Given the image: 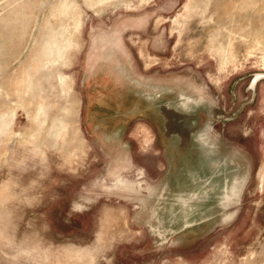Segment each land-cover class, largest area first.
Listing matches in <instances>:
<instances>
[{
    "label": "rangeland",
    "instance_id": "rangeland-1",
    "mask_svg": "<svg viewBox=\"0 0 264 264\" xmlns=\"http://www.w3.org/2000/svg\"><path fill=\"white\" fill-rule=\"evenodd\" d=\"M90 93L159 99L204 148L164 165L139 120L134 165L85 149ZM178 187L197 224L168 220ZM0 264H264V0H0Z\"/></svg>",
    "mask_w": 264,
    "mask_h": 264
},
{
    "label": "crops",
    "instance_id": "crops-1",
    "mask_svg": "<svg viewBox=\"0 0 264 264\" xmlns=\"http://www.w3.org/2000/svg\"><path fill=\"white\" fill-rule=\"evenodd\" d=\"M122 75H123V77L125 76V79H127V80L131 78V77H129V78L126 77V76H130V75H127V74H122ZM132 78H131V80H133ZM126 86L131 87L132 84L126 83ZM140 89L143 90V88H140ZM95 94H96V92H95ZM92 95L93 94H91L90 97L88 95V99H87V102L89 101L87 103V105H88L87 106V108H88L87 112L91 114L88 118V121L90 120L89 122H92V121L96 120V118H97V120L100 119L103 122V124L101 123V125H98V128H96V129H98V130L100 129L101 130L100 132H102L101 135L103 136V134H104L106 136L103 137L102 142L99 141V137L95 136V135H91L90 137H85L84 138L85 149H87L89 147L87 142H88V140H90L94 144L95 149L98 150L100 154L106 155L108 157L112 156L113 159H117V160L122 161V162L126 161V163H129L130 166L134 165V162H136V161L133 158V153H131L133 146H132L131 142H128L126 140V135H127L128 131H130L132 128L131 124L134 121H139V120L145 121L151 125L152 130L155 134V148L160 151V154L159 153L158 154L160 155V161L163 162L164 165L167 164L169 167H173V163L177 164V165H179L181 163L184 164L183 163L184 160L186 161L187 158H191V155L193 154L194 148H198V149H202V150L204 148V146H202V144H200V142L197 141V137L194 135L192 136L193 139L192 140L190 139V143H189L188 147H186V148L184 147L185 140L187 139L186 138L187 135H185L184 133L181 132V130H180L181 128H180L179 124H177V123L173 124L172 123L174 120L173 119L174 116L169 115L171 113H169L167 115L164 114V110L161 107L162 105L160 106V103L162 101L159 99L153 100L151 102H145L141 97L139 98L136 96H133V97L131 96L129 99H131L132 104H129L128 102H125L124 99H122L123 104L115 105L114 109H111V108L106 109L103 106L96 104V103H98L96 101V99H93V101H94L93 102L91 100ZM95 96L96 95H94V98H95ZM83 104H85V97L82 100V105ZM97 105L101 106V108H99ZM106 119H107L108 123L106 122ZM147 128L148 127H146V126L144 127L145 135L147 134V130H148ZM106 131H108V132H106ZM131 134H133V133H131ZM138 143H139L141 148L142 147L145 148L149 144L146 136L144 137V139L141 137L139 139ZM107 145L112 146V153L107 152V148H105ZM139 145L137 144V146H139ZM200 145L202 148H200ZM205 153H206V155L208 154V152H206V151H205ZM205 157L208 160V162L211 161L210 156H205ZM222 159H225V160H224V162H222L219 165H220V167H226V170H227L228 169L227 167H230V165L228 163L229 160H228V158H222ZM213 163H214V161H213ZM212 166H214V164H212ZM181 170H183V169H181ZM226 170H225L224 174L222 173L221 179L219 178V180H216V182L214 181L216 183L214 185H216L217 188L216 189L212 188V190L218 191L217 194H221L223 192L226 194H229V192H230V187H228L229 183L230 182L235 183L234 178L237 180L236 177H234L231 180V178L229 177L230 175H226V173H228ZM178 174H181V173H178ZM166 178H167V176H166ZM217 181H219V182H217ZM223 187L225 188V190H223ZM169 190H172V192H173V193H171L172 195H170V197H169L170 200L168 202L169 203L168 205L170 207H171V204L173 202L174 196H176L179 193H182L183 196L186 195V193H184L185 190L181 189L180 187H178L177 189L173 188V189H169ZM195 190L189 189V191L190 192L192 191L193 193L198 192L199 194L204 193L205 195L207 193V192L203 191V189L200 187V185ZM163 191H165L164 188H163ZM232 194H234V193H232ZM174 204L172 206V209L174 210V213H175L176 212L175 209L179 208V204L176 202H174ZM195 212L196 211L189 212L188 214H185L184 216H177V214H175L176 216H174L171 214V216L168 217V220H172L170 222L171 224H175V223L181 224L182 227H184L185 225L190 226L191 224L198 223V220L195 217L196 216ZM173 216H174V218H173Z\"/></svg>",
    "mask_w": 264,
    "mask_h": 264
},
{
    "label": "bare ground",
    "instance_id": "bare-ground-1",
    "mask_svg": "<svg viewBox=\"0 0 264 264\" xmlns=\"http://www.w3.org/2000/svg\"><path fill=\"white\" fill-rule=\"evenodd\" d=\"M160 18V17H159ZM117 53V52H116ZM99 54V53H98ZM110 58L109 59H112L111 61H113V59L114 58H112L111 56H109ZM103 62V61H102ZM115 62H117L116 63V65H114V67H116V68H118V70L120 69V66H119V62L117 61V60H115ZM124 64V63H123ZM87 69V68H86ZM112 69V68H111ZM100 72V71H99ZM102 72V71H101ZM109 72V71H108ZM94 73V72H93ZM105 73V72H104ZM109 75V74H108ZM98 76V75H97ZM111 77V76H110ZM125 77V76H124ZM132 78V77H131ZM257 78L258 77H256V79L253 81V83H255L256 82V80H257ZM133 79V78H132ZM89 80V79H88ZM110 80V79H109ZM134 80V79H133ZM92 81H93V79H92ZM128 81V80H127ZM132 81V80H131ZM123 82V81H122ZM124 82H126V80L124 81ZM134 82V81H133ZM86 83V82H85ZM119 83V82H118ZM117 83V84H118ZM121 83V82H120ZM130 83V82H129ZM128 83V84H129ZM93 84V83H92ZM122 84V83H121ZM132 84V83H131ZM124 85V84H123ZM129 86V85H128ZM88 89V88H87ZM86 90V89H85ZM181 90V89H180ZM95 91V90H94ZM124 91V90H123ZM168 91V90H167ZM172 91V90H171ZM90 92V91H89ZM88 92V93H89ZM115 92V91H114ZM126 92V91H125ZM187 92V91H186ZM127 93H129V92H127ZM139 93V92H138ZM142 93V92H141ZM117 94H119V93H117ZM140 94V93H139ZM158 94V93H157ZM96 95V94H95ZM122 95V94H121ZM121 95H119V96H121ZM134 95V94H133ZM90 96H91V93H90ZM89 96V97H90ZM188 96V95H187ZM187 96H184V95H181L180 97H181V106H183L185 109H192L193 108V106H192V104H190V100H191V98L190 97H187ZM88 97V96H87ZM146 99V98H145ZM200 100V99H199ZM96 101H97V99H96ZM148 101V100H147ZM196 101V100H195ZM89 102V101H88ZM87 102V103H88ZM94 102V101H93ZM98 102V101H97ZM206 102V101H205ZM96 104H98V103H96ZM176 104V103H175ZM205 104V103H204ZM207 104V103H206ZM100 105V104H99ZM201 105V104H200ZM98 106V105H97ZM174 106H176V105H174ZM202 106H204V105H202ZM208 106V105H207ZM99 108H101V106H98ZM170 107V106H169ZM195 107V106H194ZM88 109V108H87ZM173 109V108H172ZM193 112V111H192ZM90 116V115H89ZM189 116V115H188ZM94 117V116H93ZM139 118V117H138ZM94 120V119H93ZM100 120V119H99ZM90 121V120H89ZM203 124V123H202ZM190 128V127H189ZM205 129V128H204ZM106 132H108V131H106ZM195 134V133H194ZM191 135V134H190ZM195 136V135H194ZM197 142V141H196ZM209 143V142H208ZM216 143V142H215ZM216 145V144H215ZM199 146V145H198ZM217 147V146H216ZM212 149V148H211ZM218 149V148H217ZM202 150V149H201ZM225 155V154H224ZM202 157V156H201ZM208 158V157H207ZM230 158V157H229ZM235 159V158H234ZM217 160V159H216ZM225 160V159H224ZM223 160V161H224ZM204 161V160H203ZM213 162V161H212ZM221 162V161H220ZM243 165H244V163H243ZM220 166V165H219ZM185 169V168H184ZM231 170V169H230ZM193 172V171H192ZM196 177V176H195ZM211 177V176H210ZM226 177V176H225ZM224 177V178H225ZM194 178V177H193ZM196 179V178H195ZM197 180V179H196ZM196 180H195V182H196ZM213 181V180H212ZM211 181V182H212ZM216 182V181H215ZM217 182H219V181H217ZM223 182V181H222ZM172 183V182H171ZM199 183V182H198ZM219 185V184H218ZM198 186V185H197ZM197 186H196V188H197ZM216 186V185H215ZM195 190V189H194ZM223 190H225V188L223 187ZM196 191V190H195ZM199 191V190H198ZM201 191V190H200ZM207 191V190H206ZM169 192V191H168ZM198 193V192H197ZM197 193H193L191 196H193V197H196L197 199H199V197H200V194L198 195ZM212 193V192H211ZM158 196V195H157ZM170 197V196H169ZM187 197H189V195L187 196ZM187 197H185V196H183L182 195V193H179V194H177L176 196H174L173 197V202H172V204H171V207H170V211H171V214L172 215H174V216H176L175 215V213H174V210L172 209V206H173V204H174V202H176V203H178L179 204V209H178V212L180 213V216H184L185 214H188L189 212H192V211H195L196 209H194L193 208V206H191V205H187V204H185L186 203V199H187ZM216 197V196H215ZM224 197H225V195H223V196H221V198H220V200H223L224 199ZM185 198V199H184ZM218 198V197H217ZM167 199V198H166ZM202 199V198H201ZM213 200V199H212ZM218 201V200H217ZM165 202V201H164ZM169 204V203H168ZM210 204V203H209ZM215 204V203H214ZM213 204V205H214ZM175 205V204H174ZM215 206V205H214ZM164 207H165V205H164ZM200 211V210H199ZM199 213V212H198ZM220 214H222V213H220ZM170 216V215H169ZM174 216H173V218H174ZM161 217H163V216H161ZM195 217H197V216H195ZM176 219V218H175ZM172 220H170V222H171ZM204 221V220H203ZM163 222V221H162ZM197 224V223H196Z\"/></svg>",
    "mask_w": 264,
    "mask_h": 264
}]
</instances>
